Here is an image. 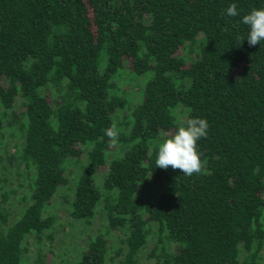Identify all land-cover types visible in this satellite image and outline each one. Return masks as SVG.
Listing matches in <instances>:
<instances>
[{
  "label": "trees",
  "instance_id": "1",
  "mask_svg": "<svg viewBox=\"0 0 264 264\" xmlns=\"http://www.w3.org/2000/svg\"><path fill=\"white\" fill-rule=\"evenodd\" d=\"M254 8L264 0H0V136L18 138L26 185L14 215L16 190L0 188V264H264V42L249 46L242 23ZM193 117L210 125L205 171L156 167ZM56 205L70 227L100 215L101 229L51 254Z\"/></svg>",
  "mask_w": 264,
  "mask_h": 264
},
{
  "label": "clouds",
  "instance_id": "2",
  "mask_svg": "<svg viewBox=\"0 0 264 264\" xmlns=\"http://www.w3.org/2000/svg\"><path fill=\"white\" fill-rule=\"evenodd\" d=\"M226 15L229 17L239 16L237 4L232 3L228 6ZM242 23L249 28L246 37L249 46L264 42V8H254L243 15ZM244 40L242 39L241 43ZM209 127V122L206 119L186 118L184 125L159 146L155 161L156 167L167 169L171 166L172 169H179L189 177L205 171L207 161L202 159L203 153L199 150L198 141L207 137ZM104 134L109 138V146H115L118 143L119 133L115 124L105 129Z\"/></svg>",
  "mask_w": 264,
  "mask_h": 264
},
{
  "label": "rangeland",
  "instance_id": "3",
  "mask_svg": "<svg viewBox=\"0 0 264 264\" xmlns=\"http://www.w3.org/2000/svg\"><path fill=\"white\" fill-rule=\"evenodd\" d=\"M124 84V81H121ZM139 84L137 83V86ZM128 86V84H126ZM136 84L129 90V95L132 97L134 96L136 91ZM18 138L12 136L8 130L3 132V136H0V188L6 189L7 191L16 190L15 193L9 196L7 200L11 203L8 204L5 208H7L13 215L21 208L22 206V199L21 194L25 191L26 185L24 183V176H18L19 172L21 175H24L22 169L17 160V144ZM18 172V173H17ZM22 184V185H21ZM2 191V189H1ZM0 191V193H1ZM10 193V194H11ZM6 205V204H5ZM56 214L58 215V224L55 229L54 233V241L49 245V250L51 254L60 255L64 252L70 253L76 250L77 246V239L72 237V235H79L80 233L88 232L91 235H95L99 232L102 227L101 216L97 215L96 218L92 221L91 225L82 230L81 228L77 227H70L69 226V219L67 216V212L64 208L59 207L56 205ZM12 217V215H10ZM29 243V239L27 240ZM27 246V245H26ZM149 247V246H148ZM30 250H34V246H28ZM34 251H32L29 255L32 256ZM43 252L48 253L47 249L44 248ZM146 254V250L143 251L141 254V258ZM143 264H154L153 261H146Z\"/></svg>",
  "mask_w": 264,
  "mask_h": 264
}]
</instances>
